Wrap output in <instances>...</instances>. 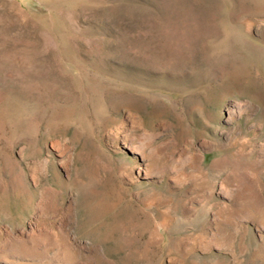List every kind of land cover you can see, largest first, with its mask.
<instances>
[{
	"label": "rangeland",
	"instance_id": "rangeland-1",
	"mask_svg": "<svg viewBox=\"0 0 264 264\" xmlns=\"http://www.w3.org/2000/svg\"><path fill=\"white\" fill-rule=\"evenodd\" d=\"M262 153L264 0H0V264H264Z\"/></svg>",
	"mask_w": 264,
	"mask_h": 264
},
{
	"label": "bare ground",
	"instance_id": "bare-ground-1",
	"mask_svg": "<svg viewBox=\"0 0 264 264\" xmlns=\"http://www.w3.org/2000/svg\"><path fill=\"white\" fill-rule=\"evenodd\" d=\"M243 145H245V144H243ZM250 167L252 168L253 171H252V176H250L251 178L247 179V180H251V181H248V183L249 182L255 183V182L263 181L264 180V153H262L261 160H259L258 162L254 161L253 163H251ZM41 203H43V201H41Z\"/></svg>",
	"mask_w": 264,
	"mask_h": 264
}]
</instances>
